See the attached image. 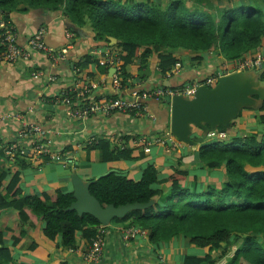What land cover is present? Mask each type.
Returning <instances> with one entry per match:
<instances>
[{"label":"trees","instance_id":"obj_1","mask_svg":"<svg viewBox=\"0 0 264 264\" xmlns=\"http://www.w3.org/2000/svg\"><path fill=\"white\" fill-rule=\"evenodd\" d=\"M213 1L223 0H194L195 8L184 0H171L163 8L151 0H0V12L8 16L12 11L28 8L62 9L76 28L88 23L95 39L109 42L108 38L114 37L113 46L119 49L120 83L124 87L136 57L142 67L155 53L157 67L164 75L179 61L172 52L177 49L200 54L216 50L229 60L261 47L264 7L254 0L241 1L219 9L215 16L201 6ZM90 63L96 64L101 73H108L109 67L99 64L90 54L83 55L73 66L85 69ZM259 77L264 80V70ZM85 78L83 74L76 80L85 84ZM67 92L72 102L78 100L74 92ZM86 96L92 97L90 93H85ZM163 99L169 102V98ZM129 136H121L117 142L104 137L90 142L84 159L109 162L131 158ZM4 147L0 146V162L8 160ZM197 157L206 169L223 165L225 176L220 188L207 185L203 190L190 189L182 183L187 173L177 167L167 178L170 185L163 182L159 185L158 170L148 163L137 180L129 178L125 171L111 170L100 178H92L88 191L101 205L145 204L156 200L152 205L130 209L111 222L146 229L149 241L157 246L181 237L188 245L207 249L202 255L184 254L183 264H218L232 247L233 254L224 264H264V133L204 140L197 148ZM12 162L20 168L27 166L23 158L14 157ZM246 165L261 168L248 170ZM6 175L7 172L0 170V188ZM19 178L18 171L11 172L6 186L9 196L0 195V264L13 259L4 240L6 230L12 232V245H16L25 235L24 227L33 228L41 221L39 234L47 243L55 244L59 236V244L73 249L77 235L91 243L101 223L92 214L69 209L75 200L71 191L57 189L42 196L23 194L18 186ZM36 245L32 242L30 248Z\"/></svg>","mask_w":264,"mask_h":264},{"label":"crops","instance_id":"obj_2","mask_svg":"<svg viewBox=\"0 0 264 264\" xmlns=\"http://www.w3.org/2000/svg\"><path fill=\"white\" fill-rule=\"evenodd\" d=\"M146 1V0H135ZM164 7L171 0H151ZM9 18L16 32L19 46H25L28 38L38 27H45V43L54 50H59L67 43L65 30L73 31L69 18L62 9L47 10L42 8H28L25 11L15 10ZM72 38V46L68 48L63 60H50L44 53L31 50L29 57L13 62H0V113H17L21 118H8L0 121V145L5 146L15 141L22 120L42 125L48 132L45 139L55 151L60 152L61 158L45 161L42 158H23L27 166L20 168L14 164L4 151L8 160L0 162V170L7 172L2 180L0 195L4 198L9 194L6 186L11 172H19L18 186L23 194L51 195L57 189L75 192L78 188H86L88 182L97 175L109 170L125 171L132 179H139L143 167L148 163L158 170L159 185L161 182L169 186L167 178L173 169L185 171L187 176L182 182L186 187L203 190L207 185L216 189L221 187L224 179V167L206 169L197 157V148L204 140L210 139L204 135L202 129L192 127L191 138L196 146L180 143L173 146L151 145L150 151L144 152L141 147L129 144L132 149L131 158L109 162L86 161L84 159L86 145L100 138H109L117 142L119 137L130 135H145L155 137L169 133V102L166 99H149L145 101L149 113L138 115L131 112H113L109 115L93 114L85 118L74 117L71 109L60 101V95L65 90H72L77 77L86 74L85 84H90V95L102 97L120 94L128 98L132 87L150 89L157 86L175 87L184 83L203 80L208 76H221L235 72L232 65L237 59H225L216 50L204 53H193L186 49L172 51L179 59L178 66L164 75L157 67V55L149 56L148 61L141 67L139 58L133 59L130 65V77L124 88L117 91L109 74L101 73L96 64L90 63L85 69H75L73 63L83 55L90 54L100 64L101 56L97 49L114 45L116 39L108 38L97 40L91 26L87 23L78 28ZM116 51L118 47L113 46ZM143 48L140 49L142 51ZM256 53H264V40L261 47L253 52H247L241 57ZM201 55V57H196ZM264 70L250 68L242 71H251L256 75L260 85L264 86L259 74ZM36 72V74H34ZM78 72V74H76ZM55 76V80L49 77ZM264 100L258 101L255 106L242 107L235 118L231 119L229 128L223 127L228 140L234 136H244L248 133H264ZM214 140V139H213ZM216 140V139H215ZM2 149V148H0ZM248 170L259 169L246 165ZM156 200L150 201V205ZM144 206L147 203L143 204ZM149 205V204H148ZM43 226L33 228L24 227L25 235L16 245H12L13 234L10 230L4 233L5 244L10 248L13 259L6 264H183L184 254L202 255L207 249L188 245L181 237L162 242L159 246L152 244L148 238L138 236L128 240L123 239L120 222H111L104 229L105 244L99 262L89 263L82 258L88 249V242L76 236V247L67 248L59 244V236L54 243L44 241L39 232ZM32 242L37 245L30 248ZM216 254V252H214ZM233 252L227 257L232 256ZM226 260L218 264H224Z\"/></svg>","mask_w":264,"mask_h":264},{"label":"built area","instance_id":"obj_3","mask_svg":"<svg viewBox=\"0 0 264 264\" xmlns=\"http://www.w3.org/2000/svg\"><path fill=\"white\" fill-rule=\"evenodd\" d=\"M45 31V27H38L28 38L27 44L25 46H19L16 40V32L9 15L6 16L4 13L0 12V44L3 46V51L0 53V62H13L19 59H26L29 57L31 50L40 51L44 53L48 59L53 61L63 60L66 57L68 48L73 44L72 38L75 33L70 29L65 30L67 43L59 50H54L45 43ZM96 51L102 58L100 62L101 65L109 68L115 67L116 71L110 77L112 78L114 88L120 91L124 87H121L119 76V51L108 46L97 49ZM178 65L179 63H176V66ZM263 66L264 53H256L238 58L232 65V70L242 71L250 68L261 69ZM34 74H36V72H34ZM217 77L218 74L211 75L203 80L192 81L175 87L157 86L150 89L133 87L129 91L128 98L122 96H102L98 98L90 96L84 97L85 93L88 94L91 91L90 84H81L79 80H76L70 92H74L78 100L72 102L71 98L67 95V90H65L61 94L60 101L71 109V113L74 117L79 118H85L93 114L109 115L113 112H134L138 115H144L149 113L147 105L145 104L146 100L171 99L174 95H182L186 98H191L195 94L198 86L205 85L210 87L216 81ZM49 78L55 80V76H50ZM8 118L19 119L21 115L17 113H0V121H4ZM47 132L48 130L40 124L22 120L21 126L18 129L17 138L14 142L5 145L4 150L11 160H13L14 157L44 159L47 156L49 159H44L45 161L59 159L61 158L60 152L55 151L45 139ZM207 136L210 139L221 140L226 137V133L224 130H211L208 132ZM180 143L183 142L177 141L169 132L165 135H158L155 137L136 135L129 138L127 146L132 144L141 147L144 152H148L153 144L173 146ZM104 227L106 226L101 225L97 228L96 234L92 238L88 249L82 254V258L86 262L97 263L100 261L105 244ZM120 231L125 240L138 236L148 238L147 230L136 226H120Z\"/></svg>","mask_w":264,"mask_h":264},{"label":"water","instance_id":"obj_4","mask_svg":"<svg viewBox=\"0 0 264 264\" xmlns=\"http://www.w3.org/2000/svg\"><path fill=\"white\" fill-rule=\"evenodd\" d=\"M73 30H81L72 26ZM115 40L114 37H109ZM115 67L108 70L109 76L115 73ZM264 100V86L260 85L256 75L251 71L235 72L221 76L213 87L200 85L191 98L174 95L169 99V131L177 141L196 146L191 138L192 127L202 129L205 135L209 129L218 126L229 128L230 120L235 118L242 107L255 106ZM111 170L99 174L95 179L106 175ZM89 184V182H88ZM86 188H78L73 192L75 200L69 209L78 213H89L106 226L114 217H122L130 209L143 208L140 203L124 205H101Z\"/></svg>","mask_w":264,"mask_h":264},{"label":"rangeland","instance_id":"obj_5","mask_svg":"<svg viewBox=\"0 0 264 264\" xmlns=\"http://www.w3.org/2000/svg\"><path fill=\"white\" fill-rule=\"evenodd\" d=\"M185 4L188 5L189 7L193 6V8H195L197 5L194 2V0H184ZM244 2V3H250L253 0H232V1H226L223 0L220 3H217L216 1L210 2V4L208 5V3L206 4H202L201 6L206 7V9L210 12H212L215 16H217L219 9L230 6V5H236L239 2ZM257 1L262 7H264V0H254ZM168 3H166L167 5ZM163 8V7H162ZM234 250V247H232L228 253V255H230ZM218 254V253H217ZM226 258H222L219 263L223 262V260H226Z\"/></svg>","mask_w":264,"mask_h":264}]
</instances>
